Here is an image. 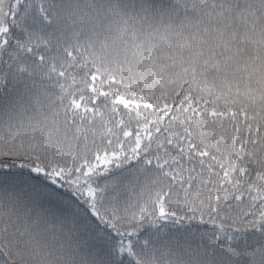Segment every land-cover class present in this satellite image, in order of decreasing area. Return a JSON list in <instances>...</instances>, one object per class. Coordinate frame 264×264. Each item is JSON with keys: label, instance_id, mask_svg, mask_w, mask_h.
I'll return each instance as SVG.
<instances>
[{"label": "snow or ice", "instance_id": "obj_1", "mask_svg": "<svg viewBox=\"0 0 264 264\" xmlns=\"http://www.w3.org/2000/svg\"><path fill=\"white\" fill-rule=\"evenodd\" d=\"M196 11L264 24V0H0V264H264V83L160 55Z\"/></svg>", "mask_w": 264, "mask_h": 264}, {"label": "clouds", "instance_id": "obj_2", "mask_svg": "<svg viewBox=\"0 0 264 264\" xmlns=\"http://www.w3.org/2000/svg\"><path fill=\"white\" fill-rule=\"evenodd\" d=\"M157 26L165 32V38L158 44L161 56H179L181 50L176 45L178 41H183L186 45H193L182 50L185 59L196 50L203 52L200 66L210 80L217 77L216 61H220L219 74L264 83V43H261L264 41V24L254 25L248 21L246 27L238 13L235 18L221 19L215 15L209 18L203 12L196 11L176 20L170 27ZM233 33H236L235 39ZM212 49H215L216 59L205 67L203 59L209 56ZM167 63L171 65V60Z\"/></svg>", "mask_w": 264, "mask_h": 264}]
</instances>
